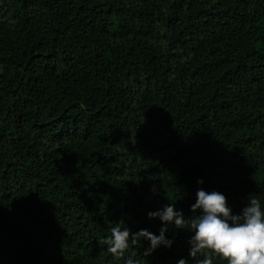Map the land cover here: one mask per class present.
I'll return each mask as SVG.
<instances>
[{"label":"trees","instance_id":"1","mask_svg":"<svg viewBox=\"0 0 264 264\" xmlns=\"http://www.w3.org/2000/svg\"><path fill=\"white\" fill-rule=\"evenodd\" d=\"M198 188L264 202V0H0V264H176L103 238Z\"/></svg>","mask_w":264,"mask_h":264},{"label":"clouds","instance_id":"2","mask_svg":"<svg viewBox=\"0 0 264 264\" xmlns=\"http://www.w3.org/2000/svg\"><path fill=\"white\" fill-rule=\"evenodd\" d=\"M198 183H203L198 179ZM195 202L190 205L194 215L185 217L174 203L147 212L148 218H158V234L148 229L131 232L119 222L103 238L106 250L120 258L138 240H146L143 255L148 256L157 248L171 247L173 239L166 235L169 226L187 229L192 234L187 240L188 257H180L176 264H264V202L249 196L239 212L228 205L223 192L198 188ZM125 264H140L139 258L130 255Z\"/></svg>","mask_w":264,"mask_h":264}]
</instances>
